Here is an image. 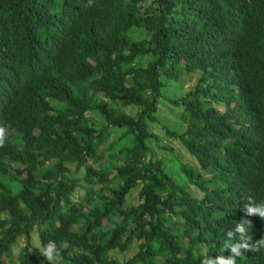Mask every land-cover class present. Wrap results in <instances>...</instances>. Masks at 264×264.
<instances>
[{
    "label": "trees",
    "instance_id": "1",
    "mask_svg": "<svg viewBox=\"0 0 264 264\" xmlns=\"http://www.w3.org/2000/svg\"><path fill=\"white\" fill-rule=\"evenodd\" d=\"M0 125V264H48L33 234L59 264L215 258L264 202V0H0Z\"/></svg>",
    "mask_w": 264,
    "mask_h": 264
},
{
    "label": "clouds",
    "instance_id": "2",
    "mask_svg": "<svg viewBox=\"0 0 264 264\" xmlns=\"http://www.w3.org/2000/svg\"><path fill=\"white\" fill-rule=\"evenodd\" d=\"M92 0H89L91 4ZM11 134L10 126L0 125V148L4 147L8 136ZM245 203L241 211L245 214L244 218L235 222V227L224 232L225 242L222 250L215 258L205 255L201 259V264H237V258H242L245 253L259 252L264 249V237L253 242L252 237L248 234V227L252 226V221L247 217L258 215L261 220H264V202L257 203L251 195L243 198ZM35 249L38 250L40 257L46 260L48 264H59L61 259V250L58 248L55 241H48ZM230 254L225 256L224 252Z\"/></svg>",
    "mask_w": 264,
    "mask_h": 264
},
{
    "label": "rangeland",
    "instance_id": "3",
    "mask_svg": "<svg viewBox=\"0 0 264 264\" xmlns=\"http://www.w3.org/2000/svg\"><path fill=\"white\" fill-rule=\"evenodd\" d=\"M145 61H146V58L143 57V58L140 59L139 62L142 64ZM194 79H195V77L192 76V78L190 80H187L185 82L184 86H180V85L178 86L177 84H175V82L170 81L169 82L170 83V88L168 89L166 94L169 97H178L179 95L183 94L190 87V85L193 83ZM160 104L162 106H166V107H167V105L171 106L166 100H162V99H161ZM160 118L162 119V121L164 123H167L170 126L177 125V123L179 121V117L176 114V109H172L171 112H167L165 109H162L161 110V114H160ZM152 130L155 131L159 135V138H160L159 143L160 144H169L168 143L169 141L167 140V138H166V136H165V134L163 132V129L159 125L152 127ZM174 145H176V143ZM177 149H179V147H177ZM155 150L157 151V153H159L162 156H164V158L168 161V163L170 162L169 160H170L171 156H170L168 151L160 150L158 148H155ZM169 166H170V168L172 170H174V167H176L174 162L173 163L170 162ZM82 173H83V169H80L78 171V173L72 172L71 175L80 176V175H82ZM4 182L11 188V190L13 192H16L19 189V187H20V185L18 183H16L15 181H13L10 178V176H5L4 177ZM78 193H80V192H78ZM74 195H77V193L75 192ZM23 246H24V243H20L18 246H15L13 248L14 254H17V252H19L23 248ZM38 246H39V244H38V241H37V236H36V234H33V242L29 246L30 250L38 251L37 249H35ZM131 254H132V252H129L127 255H131ZM111 256L116 257V258L121 260L126 255L121 254L119 252H113V253H111Z\"/></svg>",
    "mask_w": 264,
    "mask_h": 264
}]
</instances>
